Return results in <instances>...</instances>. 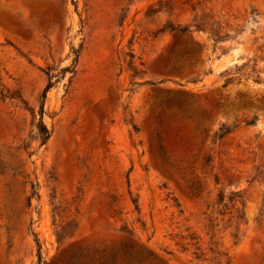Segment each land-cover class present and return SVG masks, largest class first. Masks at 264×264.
Wrapping results in <instances>:
<instances>
[{"label":"rangeland","instance_id":"374dc122","mask_svg":"<svg viewBox=\"0 0 264 264\" xmlns=\"http://www.w3.org/2000/svg\"><path fill=\"white\" fill-rule=\"evenodd\" d=\"M0 264H264V0H0Z\"/></svg>","mask_w":264,"mask_h":264},{"label":"trees","instance_id":"16d2710c","mask_svg":"<svg viewBox=\"0 0 264 264\" xmlns=\"http://www.w3.org/2000/svg\"><path fill=\"white\" fill-rule=\"evenodd\" d=\"M50 78H51V74L47 73ZM53 83L51 82V80H49V83L47 84L43 97H46L47 92L52 88ZM44 111V106L42 105L41 107V115L43 114ZM51 135V131L49 130V128L47 127V125L45 124V122L43 121V117H40L39 123H38V136L40 137V139L42 140L43 143H45Z\"/></svg>","mask_w":264,"mask_h":264}]
</instances>
